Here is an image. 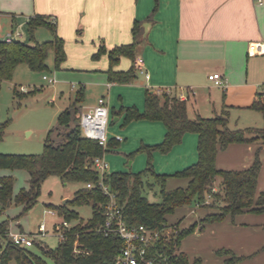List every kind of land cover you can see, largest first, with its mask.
Instances as JSON below:
<instances>
[{
	"label": "crops",
	"instance_id": "obj_1",
	"mask_svg": "<svg viewBox=\"0 0 264 264\" xmlns=\"http://www.w3.org/2000/svg\"><path fill=\"white\" fill-rule=\"evenodd\" d=\"M37 13L53 19L57 33L65 39L64 65L92 76L79 88H84V97L78 102V113L97 104L101 96L106 97L110 111L132 105L144 110L147 90L164 89L187 101L192 118L227 111L231 127L233 120L236 124L242 121L245 126L264 127V112L251 106L257 93L264 91V54H249L250 42L264 40V0H0V29L2 20L8 22L9 16L18 21L23 16L18 27L24 34L23 23ZM135 24L140 35L135 59L123 55L115 68L126 70L134 63L137 76L132 82L111 81L107 73L108 53L100 57L94 54L101 45L111 49L132 42ZM16 29L12 20L11 31ZM8 34L9 27L0 38ZM140 58L142 67L137 63ZM215 71L223 74L225 86L209 79ZM91 84L99 90L87 94L85 87ZM122 118L123 115L119 116ZM166 131L162 120L150 119L134 120L123 128L110 127V138L121 135L123 139H117L118 146L104 154L109 168L143 170L147 153L139 152L131 158L129 153L142 142H161ZM197 144L198 134L186 132L169 152L154 151L155 171L174 174L195 163ZM261 145L263 167L257 194L264 191V143L234 142L217 154L219 168L244 169L252 164ZM10 174L9 170L0 171V177ZM188 182L186 177L170 175L166 185L173 189ZM213 211L216 209L212 207L189 205L167 216L168 219L172 215L168 223L180 229L198 224L181 244V250L187 252L191 261L200 256L204 264H231L226 256L216 253L219 248H227L248 256L233 264H264V212L229 214L221 221L203 224L201 218ZM10 231L18 230H12L10 225Z\"/></svg>",
	"mask_w": 264,
	"mask_h": 264
},
{
	"label": "trees",
	"instance_id": "obj_2",
	"mask_svg": "<svg viewBox=\"0 0 264 264\" xmlns=\"http://www.w3.org/2000/svg\"><path fill=\"white\" fill-rule=\"evenodd\" d=\"M29 24L32 38L23 40L15 37L11 41L0 38V96L4 80H11L14 71L20 62H26L32 69L42 70L48 67L49 52L54 50L56 67L60 68L67 57L65 39L56 30V22L44 14L31 15ZM37 26H45L53 33V37L43 41L34 39L33 31ZM134 40L120 44L111 49L104 45L95 52L100 57L107 52L110 66L107 70L109 79L118 82H132L136 76L134 63L126 70L116 69V65L123 55L135 59L137 44L140 42L138 24L133 27ZM18 92L17 87H14ZM29 90L28 92H35ZM25 94L27 92H18ZM84 97V88L79 89L75 101L60 113L57 125L49 132L45 140L42 153L0 152V168H24L30 173L29 186L14 193L15 177L4 175L0 177V211L13 201L24 205V211L32 207L41 194V187L45 179L51 174H58L66 180L84 182L75 192L72 200L66 203H49L64 219L71 221L80 217L75 205L91 204L93 216L88 220H79L69 227L63 228L64 237H61L56 248L41 244L45 255L54 260V264H121V248L124 239L116 232L105 234L99 230L105 221V206L108 195L97 184L100 173L94 166V158L103 155L106 151L118 146L119 140L110 138L107 148L98 140L87 137L81 128L78 102ZM253 108L264 112V91L255 96ZM123 115V126L133 120L150 119L162 120L167 131L164 139L155 144L142 142L140 146L129 153L134 157L139 152L148 155L147 165L141 171H113L106 172L105 181L117 193V202L123 207L124 216L129 226L146 225L151 229L161 231L156 240L151 241L145 257L140 258L139 264H162L167 257L168 264H204L198 256L192 261L187 252L181 250L185 237L197 228L194 223L182 229L176 227L172 232L166 229L167 216L173 214L177 208L191 205H202L215 208L201 218V222L221 221L227 215H236L245 211L264 212V191L257 194L259 175L263 167L262 145L256 150L252 164L244 169H227L217 166V154L234 142L264 143V127L246 126L231 127L228 112L213 116H197L192 118L188 113L187 101L175 93L165 90H147L144 110L136 105L121 106L111 110V117ZM77 123L72 126L73 120ZM7 122H0V139L5 134ZM65 137L56 142L51 132L66 130ZM186 132L198 134V160L177 171L174 174L157 173L154 168L153 152L158 150L169 152L174 145L180 143ZM151 175L161 188V200L151 201L145 194L146 183L144 177ZM170 175L186 177L189 182L186 186L167 188V179ZM218 179H220L218 183ZM96 183L88 187V182ZM10 221H0V264H50L41 255L32 252L25 245L15 243L9 237ZM217 255L226 256L228 263H238L248 256L237 255L227 248L216 250ZM154 258L150 263V259Z\"/></svg>",
	"mask_w": 264,
	"mask_h": 264
},
{
	"label": "rangeland",
	"instance_id": "obj_3",
	"mask_svg": "<svg viewBox=\"0 0 264 264\" xmlns=\"http://www.w3.org/2000/svg\"><path fill=\"white\" fill-rule=\"evenodd\" d=\"M8 20V22L5 19L2 20L3 28L2 31L0 29V35L4 34L8 27L9 32L11 31L12 20L17 27L15 30L17 32L23 16L19 21L11 16H9ZM23 24L25 25V33L20 38L30 40L32 35L29 24H27V21ZM20 31H23V29L21 28ZM33 37L36 40L43 41L52 38L53 33L45 26H37L33 31ZM47 64V68L35 70L28 63L20 62L14 71L13 78L10 81H3L0 96V122H7V126L3 138L0 139V152L42 153L46 137L48 136L47 133L57 125L60 113L71 103L81 85L92 77L86 71L76 69L74 66H66L64 63L60 68H57L54 50L49 52ZM58 72L61 73L58 74ZM45 75L47 78H45ZM50 78L55 80H50ZM14 87H17L18 92L27 93L19 94L15 92ZM33 89L36 91L28 92ZM85 90L87 94H90L91 91L99 90V87L91 84L85 87ZM168 92L173 94V91ZM78 115H81V112ZM114 117L110 119L108 131L110 127L118 126L123 128L131 123L123 126L124 118L114 120ZM232 118L238 119L236 116H232ZM76 123L77 120H73L72 126ZM244 123L246 122L238 121V124H236L233 120L231 125L232 127H246ZM66 132L67 129L53 131L51 135L54 141L58 143L65 137ZM105 160L109 162L106 157ZM1 170H9L10 175L15 177L14 193H18L22 188L29 186L30 173L27 169L1 168ZM113 171L108 168V172ZM137 171L141 170H133V172ZM144 180L145 182L154 183L153 186L146 183L144 194L151 201H160L161 188L154 181L153 176L146 175ZM82 184V181L66 180L58 174H51L43 182L38 201L32 207L24 211L23 204L13 201L0 211V221L9 219L12 230L19 231L24 229L32 234L39 232L40 223L45 222L47 232L38 234L36 242L28 248L32 252L41 255L48 263L54 264V260L42 251L41 244H47L52 248L57 247L61 236L56 231L55 225H59L64 218L49 203L61 204L65 198H73L75 192ZM74 207L80 212L79 220H88L93 216L94 209L91 204L75 205ZM171 217L172 215L168 218L170 222ZM71 221L74 220L72 219ZM174 228H176L174 225H170L166 230L172 232ZM0 244L4 245L2 239ZM11 264L17 263L15 260H11Z\"/></svg>",
	"mask_w": 264,
	"mask_h": 264
},
{
	"label": "built area",
	"instance_id": "obj_4",
	"mask_svg": "<svg viewBox=\"0 0 264 264\" xmlns=\"http://www.w3.org/2000/svg\"><path fill=\"white\" fill-rule=\"evenodd\" d=\"M23 35L22 31L9 32L5 37L7 41H11L13 38ZM249 54H264V40L252 41L249 44ZM137 63L142 67L143 59L137 60ZM45 78L47 76L45 75ZM209 79L214 81L217 85L225 86L226 79L219 71H215L209 74ZM50 80H55L50 78ZM164 89H159L158 92H164ZM111 119L110 106L105 96H101L98 99V103L94 106L81 112V128L83 133L92 139H96L100 144L107 148L109 141L108 125ZM117 139L121 140V135L117 136ZM105 154V153H104ZM103 155L96 156L94 158V166L99 170L100 176L97 184L108 195V201L105 206V221L100 225L99 230L103 231L106 235L111 232L118 233L124 239V246L121 248L120 263L121 264H139L140 258L145 257L148 244L160 237L161 231L149 228L146 225L129 226L126 222L123 207L117 202V193L113 191L108 183L104 179V175L108 171L109 163L105 160ZM93 182H88L87 186L92 187ZM70 221L63 219L59 225H56V231L61 237H64L63 228L69 227ZM167 231V230H166ZM47 232V225L45 222H41L39 226V232L29 233L23 231H9L10 238L17 244L31 246L36 242V236L40 233L45 234ZM168 232V231H167ZM154 258L150 259V263ZM165 261L162 264H168Z\"/></svg>",
	"mask_w": 264,
	"mask_h": 264
},
{
	"label": "water",
	"instance_id": "obj_5",
	"mask_svg": "<svg viewBox=\"0 0 264 264\" xmlns=\"http://www.w3.org/2000/svg\"><path fill=\"white\" fill-rule=\"evenodd\" d=\"M119 119V116H115L114 117V120H118ZM73 198H65L64 200H63V203H66L67 201H70V200H72Z\"/></svg>",
	"mask_w": 264,
	"mask_h": 264
}]
</instances>
